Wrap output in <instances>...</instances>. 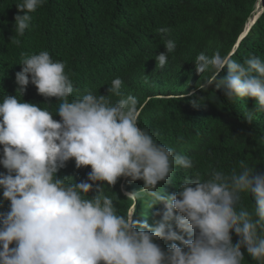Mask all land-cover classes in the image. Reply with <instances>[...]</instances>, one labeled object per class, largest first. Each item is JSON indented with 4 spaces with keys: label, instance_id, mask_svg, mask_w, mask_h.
I'll return each instance as SVG.
<instances>
[{
    "label": "clouds",
    "instance_id": "1",
    "mask_svg": "<svg viewBox=\"0 0 264 264\" xmlns=\"http://www.w3.org/2000/svg\"><path fill=\"white\" fill-rule=\"evenodd\" d=\"M45 2L15 4L17 37L30 28L31 13ZM14 42L20 44L19 39ZM164 45L166 51L155 55L160 68L176 49L172 39ZM194 62L199 74L219 76L227 68L207 85L215 83L232 102L254 98L256 111H264L260 57L251 55L241 63L219 52L212 57L200 53ZM20 64L15 82L22 96L31 83L38 94L61 102L55 112L21 102L17 95L0 102V165L7 170L0 172V189L10 202L8 210L0 212V264H241L242 247L264 264V174L241 160L239 173L235 168L230 173L213 170L207 179L196 173L175 193L161 195L158 182L169 181L174 166L191 169L193 162L138 126L137 100L122 93L120 77L111 81L107 95L88 91L69 100L75 89L62 61L41 51L23 55ZM111 96L118 98L115 103ZM53 113L61 119H53ZM252 119L249 113L246 121L251 124ZM73 158L77 168L91 166L88 180L93 183L66 184L57 177ZM121 176L142 179L150 204L159 202L164 209L155 213L160 218L153 226L134 220L133 206L126 216L118 214L100 184L94 196L85 198L94 182L114 185ZM125 194L133 201L132 194ZM242 194L252 197V211H237ZM232 231L239 237L236 243ZM159 239L173 243L165 250L156 243Z\"/></svg>",
    "mask_w": 264,
    "mask_h": 264
},
{
    "label": "trees",
    "instance_id": "2",
    "mask_svg": "<svg viewBox=\"0 0 264 264\" xmlns=\"http://www.w3.org/2000/svg\"><path fill=\"white\" fill-rule=\"evenodd\" d=\"M16 3L19 0H0V102L6 95H17L21 102L56 111L58 98H45L31 83L22 96L15 82L23 55L48 51L53 60L65 64L73 82L75 91L69 100L88 91L107 95L111 81L120 77L122 93L137 100L138 126L192 160L193 168L174 166L169 181L158 182L161 195L175 193L196 173L201 179L213 170L230 173L235 168L239 173L241 160L264 174V111H256L254 98L237 97L232 102L215 83L207 85L225 75L227 68L219 76L208 71L199 74L194 62L200 53L212 57L216 52L241 63L251 55L264 60V0H46L31 13L30 28L20 37L14 32ZM257 3L260 12L243 33ZM162 28L169 32L161 33ZM166 39L175 41L176 49L160 68L155 55L166 51ZM117 99L111 96L113 103ZM249 113L251 124L246 121ZM53 119L61 118L53 113ZM6 171L0 165V172ZM90 171L91 166L77 168L73 158L57 177L66 184L93 183L88 180ZM97 184L104 186L103 194L113 199L118 214L126 216L133 206V219L146 222L148 216L153 226L160 218L155 213L164 211L159 202L150 204L142 179L121 176L114 185L97 181L85 198L96 194ZM125 193L132 194L133 201ZM0 202V212L7 211L10 202L3 199L2 189ZM254 207L252 197L242 194L237 211ZM172 227L179 233L174 222ZM231 236L233 243L239 240L234 231ZM156 243L166 250L173 242ZM241 251V264H259L246 249Z\"/></svg>",
    "mask_w": 264,
    "mask_h": 264
},
{
    "label": "rangeland",
    "instance_id": "3",
    "mask_svg": "<svg viewBox=\"0 0 264 264\" xmlns=\"http://www.w3.org/2000/svg\"><path fill=\"white\" fill-rule=\"evenodd\" d=\"M260 3H257L256 5H255V9H254V12H253V16L249 19V21H248V23L245 25V27H244V32L243 33H246L247 31V29L249 28V26L252 24V22H251V20H252V18L254 17V20H255V18L257 17V15L259 14V12H260V5H259ZM246 31V32H245ZM130 197H131V195H129ZM148 207H149V201H148V199H146V204H145V210H147L148 209ZM164 207V206H163ZM132 211V210H131ZM144 219H145V221L148 223V221H149V217L148 216H144Z\"/></svg>",
    "mask_w": 264,
    "mask_h": 264
}]
</instances>
